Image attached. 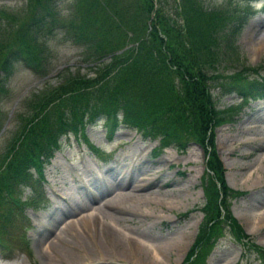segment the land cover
Segmentation results:
<instances>
[{
	"label": "trees",
	"instance_id": "obj_1",
	"mask_svg": "<svg viewBox=\"0 0 264 264\" xmlns=\"http://www.w3.org/2000/svg\"><path fill=\"white\" fill-rule=\"evenodd\" d=\"M23 1L15 12L0 9V102L11 97L5 81L16 64L38 78L49 73L45 38L56 30L80 46L79 62L87 72L55 85L45 82L23 96V110L13 115L16 129L0 152V250L29 253L23 204L36 207L42 201L38 182L62 136H80L100 153L84 134L100 119L107 139L128 127L157 139L160 149L194 142L206 155L202 217L181 264H205L226 234L243 247L242 256L253 254L264 264V247L230 212V200L242 192L226 185L213 139L214 127L229 121L235 108H216L212 88L243 100L264 97L261 65L229 73L218 68L224 55L238 59L233 42L252 13V0H238L245 6L231 11L208 8L201 0H73L65 16L58 0ZM5 118L0 107V128ZM25 189L26 203L20 199Z\"/></svg>",
	"mask_w": 264,
	"mask_h": 264
},
{
	"label": "rangeland",
	"instance_id": "obj_2",
	"mask_svg": "<svg viewBox=\"0 0 264 264\" xmlns=\"http://www.w3.org/2000/svg\"><path fill=\"white\" fill-rule=\"evenodd\" d=\"M201 1L208 8H222L228 11L245 6V3L238 0ZM263 1L259 0L249 8L252 13L233 42L238 59H228L224 55L218 66L223 72L235 71L242 65L260 64V73L264 75V48L260 46L264 41ZM72 2L73 0H58L62 16L69 12ZM23 5V0H0V9L5 11L15 12ZM45 42L49 50V75L46 78L38 79L21 64H16L13 74L6 80L11 98L2 100L0 107L6 115L9 111L11 114L5 130L0 135V152L6 148L16 129L13 115L17 110H23L20 102L24 95L36 91L45 82L55 85L64 76L75 74L77 71L87 72L86 65L79 62L80 46L74 44L62 30L48 35ZM211 91L216 108L228 105L237 107L230 120L214 130L216 152L224 167L225 180L230 187L244 193L230 201V210L252 241L264 246V98L243 102L234 94L220 96L217 89ZM84 133L89 141L100 147V155L89 154L86 145L72 134L61 138V149L54 153L43 169V182L40 186L42 201L38 206L29 205L23 211L25 218L21 222L30 253L28 255L14 251L7 259L0 255V264H89L88 260L94 259L95 256L88 259L83 252H78L80 258L75 260L54 257L49 254L45 244L53 237V233L58 232L57 228L62 226V222L70 220L78 221V224L74 226L76 231H66V235L63 233L64 244L69 246L67 242L73 241L75 234L85 235L88 239L89 236L79 220L88 215H96L97 208H101L111 197L110 192L92 202V195L96 192L94 186H100L109 180V174L115 177L121 169L125 173L133 169L140 170L146 173L148 179H160L166 186H154L144 197L113 198L111 202L115 205L102 210L111 215V208L116 206L117 209L126 208L127 214L117 216L118 218L103 219V223L136 239L143 246L156 248L163 264H179L192 243L201 218L198 209L203 204L199 183L204 168L202 149L189 142L184 149L166 147L155 151L156 140L143 138L134 129L124 127L115 132L111 142H106L105 130L100 120L95 125H87ZM85 165L91 166L95 175H80ZM111 167L112 170L109 169ZM27 192L28 190H25L24 195ZM67 210H72L74 215L62 219L65 216L62 217L61 214ZM99 218L101 220V217ZM54 222L59 225L55 228V224L46 240L42 243L37 241L38 233ZM100 226L99 221L87 223L90 231ZM96 237L97 242L111 252L109 241L103 240L98 234ZM175 242L177 245H174ZM93 248L96 250L94 246ZM129 250L121 254L114 250L117 253L112 252L110 255L106 252V256L98 259L96 264H148V252L144 248L136 249L132 246L131 253ZM240 253L241 246L229 235H225L207 255L206 264H236ZM50 255L56 262L47 261L46 256L50 258ZM127 260L131 262H126ZM238 264L259 263L253 255H246Z\"/></svg>",
	"mask_w": 264,
	"mask_h": 264
},
{
	"label": "bare ground",
	"instance_id": "obj_3",
	"mask_svg": "<svg viewBox=\"0 0 264 264\" xmlns=\"http://www.w3.org/2000/svg\"><path fill=\"white\" fill-rule=\"evenodd\" d=\"M264 48V41L260 44ZM110 170L113 169V167L109 168ZM108 169V170H109ZM83 174H94V171L92 170L91 166H83L82 172L80 175ZM95 175V174H94ZM90 176V175H89ZM109 180L104 182L103 184H100V186H94L96 192L92 195V202L94 200L99 199L101 196L108 194L111 192V197L102 204L101 208H97V214L94 215H88L85 217H82L79 222L83 225L84 230H86L87 235L89 236V240L86 238L85 235L82 234H75V238L73 241H68L69 246H66L64 243V237L63 233L66 235V231L74 230L76 231V228L74 226L78 224V221H64L62 222V226H58L57 233H53V237L50 239V241H47L45 244V248L48 249L49 254L53 255L54 257H64L67 260H75L78 259L79 255L78 252H83L84 256L86 258H92V256H95L94 259L88 260L89 264H96V261L98 259H103L105 253L107 252L109 255L110 253H117L121 254L124 253L125 250H129V253L132 251V246L136 247V249H145L147 254V263L148 264H163L162 260L158 256V251L156 248H150L148 246H143V244H140L136 239H133L131 237H128L120 232H118L115 228L110 226L109 224L103 223V219H113L118 218L117 216L126 215L127 210L126 208H120L117 209L116 206L114 208H111V215L105 213L102 208L110 209V205H115L111 201L113 198H131V197H144V194H149L152 187H165V182L160 181V179H156L155 181H152L151 179L147 178L146 173H142L140 170L136 171L135 169L130 170L129 172H124V170H119L117 172V175L114 177V175L109 174ZM152 178V177H151ZM168 187V186H167ZM100 188V189H99ZM157 192V191H156ZM85 207V206H84ZM128 209V208H127ZM121 210V211H120ZM132 211V210H131ZM109 212V211H108ZM74 212L72 210H67L61 214V216H65L62 219L67 218V216L72 215ZM115 214V215H113ZM74 215V214H73ZM113 215V216H112ZM94 216V217H93ZM101 217V220H99ZM99 218V219H98ZM89 221V222H88ZM96 221H99L101 223L100 228H94V230L90 231L87 228V223H95ZM53 222V221H52ZM75 223V224H74ZM56 224V226H55ZM59 225L57 222H54L50 226H46L45 229L40 231L38 233L37 241H43L46 240L47 236L49 235V232L51 229L55 226V228ZM94 226V225H93ZM60 227V228H59ZM87 228V229H86ZM70 233V232H68ZM97 234L105 241H109V245L111 246V252H108L103 247V244H100L97 242ZM93 243L96 250H94L93 246L90 245V243ZM178 242V241H177ZM177 242L174 243V245H177ZM183 246V244H181ZM157 247V246H156ZM116 250L117 252H114ZM50 255V258L46 256L47 261H55L52 256ZM80 258V257H79ZM84 258V257H83ZM110 258V257H109ZM112 259V258H111ZM116 259V258H115ZM59 260V259H58ZM117 260V259H116ZM87 261V259L85 260ZM99 261V260H98ZM107 261V260H106ZM104 261V262H106ZM115 262V260H114ZM131 262V261H126ZM100 263V262H99Z\"/></svg>",
	"mask_w": 264,
	"mask_h": 264
},
{
	"label": "water",
	"instance_id": "obj_4",
	"mask_svg": "<svg viewBox=\"0 0 264 264\" xmlns=\"http://www.w3.org/2000/svg\"><path fill=\"white\" fill-rule=\"evenodd\" d=\"M2 130V129H1Z\"/></svg>",
	"mask_w": 264,
	"mask_h": 264
}]
</instances>
